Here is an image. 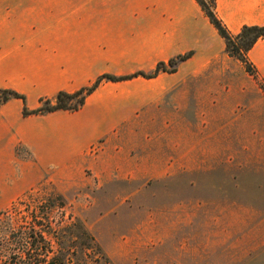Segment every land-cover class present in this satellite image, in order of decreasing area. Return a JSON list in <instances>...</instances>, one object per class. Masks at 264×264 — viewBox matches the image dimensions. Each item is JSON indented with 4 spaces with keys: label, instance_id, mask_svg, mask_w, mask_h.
<instances>
[{
    "label": "rangeland",
    "instance_id": "374dc122",
    "mask_svg": "<svg viewBox=\"0 0 264 264\" xmlns=\"http://www.w3.org/2000/svg\"><path fill=\"white\" fill-rule=\"evenodd\" d=\"M228 57V74L186 80L176 120L174 106L138 113L123 146L136 165L111 169L101 140L74 168L46 170L0 212V264H264V85L248 59L250 72ZM174 132L176 150L159 138ZM171 158L189 169H160Z\"/></svg>",
    "mask_w": 264,
    "mask_h": 264
},
{
    "label": "crops",
    "instance_id": "0c3cea01",
    "mask_svg": "<svg viewBox=\"0 0 264 264\" xmlns=\"http://www.w3.org/2000/svg\"><path fill=\"white\" fill-rule=\"evenodd\" d=\"M214 2L216 17L232 35L243 26H264V0ZM188 53L170 73L102 82L75 112L23 117L21 100L1 104L0 212L33 190L46 170L74 168L101 140L98 156L111 169L136 165L123 146L135 137L131 124L136 128L143 121L138 113L147 106H174L170 115L176 120V109L189 101L186 80L228 74L231 61L195 0H0V91L23 96L28 110L59 92L88 88L100 76L151 74L159 63ZM247 59L264 85V39ZM201 86V103L209 106L211 94L205 91L213 85ZM247 90L257 93L254 84ZM159 138L177 149V132ZM171 160H160L165 165L160 169L190 167Z\"/></svg>",
    "mask_w": 264,
    "mask_h": 264
},
{
    "label": "trees",
    "instance_id": "16d2710c",
    "mask_svg": "<svg viewBox=\"0 0 264 264\" xmlns=\"http://www.w3.org/2000/svg\"><path fill=\"white\" fill-rule=\"evenodd\" d=\"M202 12L209 20L210 24L216 30L219 37L224 41L225 51L228 56L234 57L239 62L243 63L245 70L247 72L251 71V67L247 62V53L253 47V45L260 39H264V26H243L239 33L236 35H231L222 22L216 17L214 13L215 2L214 0H209V4L205 0H195ZM213 7V8H212ZM191 56L190 53L185 56L178 57L176 60H170L167 65L175 66L176 62H182ZM165 71V65L159 63L154 72L150 75L137 74L125 78H115L112 76H100L97 80L88 88L80 89L74 93L68 94L65 92H59L52 99H41L39 101L40 106L34 110H28L25 107V100L23 96L18 95L12 91H0V105L8 101L9 99H19L23 103L22 116L27 117L30 115H46L56 111H67L75 112L79 110L85 101V98L89 96L103 81L108 82H120L129 80L134 77L152 78L159 72ZM30 236L31 242L30 246L34 251L38 250V240H42L40 235L36 236L37 233L32 232ZM46 264H62L59 258H52Z\"/></svg>",
    "mask_w": 264,
    "mask_h": 264
}]
</instances>
